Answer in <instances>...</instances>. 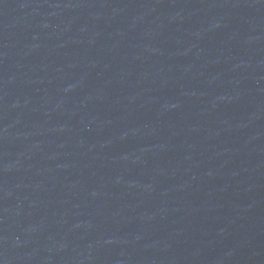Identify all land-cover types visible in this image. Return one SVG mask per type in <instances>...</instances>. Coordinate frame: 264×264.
Masks as SVG:
<instances>
[{
	"label": "water",
	"instance_id": "obj_1",
	"mask_svg": "<svg viewBox=\"0 0 264 264\" xmlns=\"http://www.w3.org/2000/svg\"><path fill=\"white\" fill-rule=\"evenodd\" d=\"M0 264H264V0H0Z\"/></svg>",
	"mask_w": 264,
	"mask_h": 264
}]
</instances>
